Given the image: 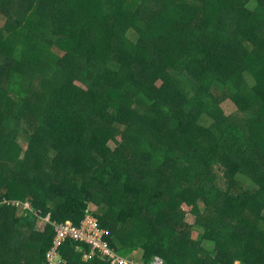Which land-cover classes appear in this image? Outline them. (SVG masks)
I'll return each mask as SVG.
<instances>
[{
  "label": "trees",
  "instance_id": "trees-1",
  "mask_svg": "<svg viewBox=\"0 0 264 264\" xmlns=\"http://www.w3.org/2000/svg\"><path fill=\"white\" fill-rule=\"evenodd\" d=\"M88 212L127 264H264V0H0V264Z\"/></svg>",
  "mask_w": 264,
  "mask_h": 264
},
{
  "label": "built area",
  "instance_id": "built-area-1",
  "mask_svg": "<svg viewBox=\"0 0 264 264\" xmlns=\"http://www.w3.org/2000/svg\"><path fill=\"white\" fill-rule=\"evenodd\" d=\"M29 207V204H27ZM109 230L103 228L99 219L91 212H88L80 224H75L71 220L55 223V237L53 245L47 253L48 260L52 264H59L65 261L60 255L62 245L69 240H76L87 244L90 249L84 251V259L94 257L95 253H100L102 257L112 258L114 264H127L129 261L111 248L108 240ZM151 264H164L162 258L157 257Z\"/></svg>",
  "mask_w": 264,
  "mask_h": 264
},
{
  "label": "rangeland",
  "instance_id": "rangeland-1",
  "mask_svg": "<svg viewBox=\"0 0 264 264\" xmlns=\"http://www.w3.org/2000/svg\"><path fill=\"white\" fill-rule=\"evenodd\" d=\"M255 6V4H251V7L253 8ZM221 107L224 109L226 114H232L233 112H235L237 110V106L235 105V103L231 100H225V101H221ZM24 145L26 146V144L24 143ZM25 207H27V203L24 204ZM30 207V205H29ZM48 219H50L49 216H47L46 218H40L38 220V228L40 229H44L45 224L47 223ZM188 221L190 222H194V216L192 214H189L187 216ZM185 230L187 232L191 231V228H187L185 227ZM205 245L208 247H212V244L205 242ZM235 264H240L239 262H236Z\"/></svg>",
  "mask_w": 264,
  "mask_h": 264
}]
</instances>
